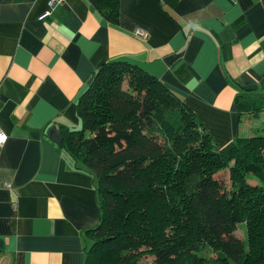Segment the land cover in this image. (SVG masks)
<instances>
[{
  "label": "crops",
  "instance_id": "obj_1",
  "mask_svg": "<svg viewBox=\"0 0 264 264\" xmlns=\"http://www.w3.org/2000/svg\"><path fill=\"white\" fill-rule=\"evenodd\" d=\"M50 2L0 0V264H86L98 179L49 133L78 129V101L103 63L156 75L219 148L264 123L233 109L240 95L264 98V0H120L119 24L90 0Z\"/></svg>",
  "mask_w": 264,
  "mask_h": 264
},
{
  "label": "trees",
  "instance_id": "obj_2",
  "mask_svg": "<svg viewBox=\"0 0 264 264\" xmlns=\"http://www.w3.org/2000/svg\"><path fill=\"white\" fill-rule=\"evenodd\" d=\"M90 2L120 23V0ZM233 109L263 112L264 98L239 96ZM77 113L61 146L98 179L102 204L86 264H264V134L219 148L177 93L124 59L99 67ZM231 160L226 188L215 172Z\"/></svg>",
  "mask_w": 264,
  "mask_h": 264
},
{
  "label": "rangeland",
  "instance_id": "obj_3",
  "mask_svg": "<svg viewBox=\"0 0 264 264\" xmlns=\"http://www.w3.org/2000/svg\"><path fill=\"white\" fill-rule=\"evenodd\" d=\"M240 96L243 97V95H240ZM262 113H264V111L263 112H260V113H245L244 114V116H245L244 119L247 120L246 122H249L250 121V120H248V118L249 119H252V120L258 121V119L260 118V116L262 115ZM262 122L260 123L258 121V124L257 125H259V128H258V131L255 134H259V135L264 134V123H262ZM77 128H81V123H80L79 127H77ZM201 139H202V137L200 136V140ZM233 163H234V160H231L227 165H224L223 167H221L220 169H218L215 172L216 173L215 176H217L218 178L221 179V181L224 183V185L226 186V188H230L232 186V184H233V180L231 178V172H232L231 171V165ZM247 178H248V181L250 183L262 184L261 182H263L261 180V178L258 175H256V174H248L247 175ZM249 178L256 179L257 182H251L249 180ZM236 233L242 239H244V240L247 239V231H246V225H245V223L242 222V223L239 224ZM214 253L215 252L210 251L209 253H207V255L212 256ZM152 260H153V257H151V256L149 257L148 256V257H146L143 260L142 264H151Z\"/></svg>",
  "mask_w": 264,
  "mask_h": 264
},
{
  "label": "built area",
  "instance_id": "obj_4",
  "mask_svg": "<svg viewBox=\"0 0 264 264\" xmlns=\"http://www.w3.org/2000/svg\"><path fill=\"white\" fill-rule=\"evenodd\" d=\"M60 1H63V0H51V5L53 6L55 3H57V2H60ZM50 14V11H47L46 13H45V16L46 15H49ZM136 34L138 35V37H140V38H145V37H147V31L146 30H144V29H138L137 31H136ZM0 138H2V139H0V148L6 143V141H7V139H8V135H7V133H5L3 130H1V128H0ZM7 186L8 187H10L11 188V185L9 184V183H7Z\"/></svg>",
  "mask_w": 264,
  "mask_h": 264
},
{
  "label": "water",
  "instance_id": "obj_5",
  "mask_svg": "<svg viewBox=\"0 0 264 264\" xmlns=\"http://www.w3.org/2000/svg\"><path fill=\"white\" fill-rule=\"evenodd\" d=\"M50 138L55 141L56 143L58 144H61L62 141H63V135H62V132L59 130V127L58 126H54V128H52L50 130Z\"/></svg>",
  "mask_w": 264,
  "mask_h": 264
},
{
  "label": "bare ground",
  "instance_id": "obj_6",
  "mask_svg": "<svg viewBox=\"0 0 264 264\" xmlns=\"http://www.w3.org/2000/svg\"><path fill=\"white\" fill-rule=\"evenodd\" d=\"M1 128V127H0ZM1 130H3L2 128H1ZM4 131V130H3ZM5 132V131H4ZM6 133V132H5Z\"/></svg>",
  "mask_w": 264,
  "mask_h": 264
},
{
  "label": "snow or ice",
  "instance_id": "obj_7",
  "mask_svg": "<svg viewBox=\"0 0 264 264\" xmlns=\"http://www.w3.org/2000/svg\"><path fill=\"white\" fill-rule=\"evenodd\" d=\"M0 139H2V138H0Z\"/></svg>",
  "mask_w": 264,
  "mask_h": 264
}]
</instances>
